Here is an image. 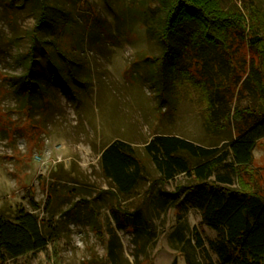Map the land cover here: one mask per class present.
Masks as SVG:
<instances>
[{"label": "rangeland", "instance_id": "1", "mask_svg": "<svg viewBox=\"0 0 264 264\" xmlns=\"http://www.w3.org/2000/svg\"><path fill=\"white\" fill-rule=\"evenodd\" d=\"M252 1L264 10V0ZM48 2L69 23L67 42L77 49L79 80L69 81L68 92L57 79L47 84L41 73L50 67L46 54L41 47L33 49L47 94L29 101L18 92L14 76L30 64L26 53L32 47L39 2L0 0V213L12 215L25 207L44 219L51 234L45 248L0 264H188V257L193 264H220L210 246L218 232L203 222L197 208L163 207L155 200L160 188L174 191L188 177L161 180L145 145L156 134H175L208 146L220 143L235 137L233 120L224 119L218 129L208 130L204 103L193 99V89L189 95L181 89L184 95L175 111L159 108L145 77L150 64H135L163 48L143 23V9L154 1ZM244 51L247 58L257 57L245 44ZM115 139L132 143L144 167L145 177L131 196L119 193L102 173L101 153ZM254 156L240 179L235 176L233 187L244 182L264 194V138ZM137 209L148 220L140 234L125 222L119 224L115 215Z\"/></svg>", "mask_w": 264, "mask_h": 264}, {"label": "trees", "instance_id": "2", "mask_svg": "<svg viewBox=\"0 0 264 264\" xmlns=\"http://www.w3.org/2000/svg\"><path fill=\"white\" fill-rule=\"evenodd\" d=\"M37 1L32 47L26 53L30 64L24 73L14 76L18 92L29 101L38 93L47 94L38 77L33 49L41 47L46 54L50 67L41 73L47 84L57 79L68 92L69 81L79 80L77 49L67 42L68 21L53 3ZM152 1L154 6L148 3L143 9V23L150 37H159L163 48L158 55L144 54L135 64H150L145 77L155 89L159 108L175 111L184 95L181 89L188 95L193 89L197 93L193 99L204 103L208 130L232 119L235 136L208 146L175 134H156L145 149L161 180L167 182L180 174L188 180L177 184L174 191L160 188L155 200L163 207L187 204L197 208L203 222L218 232L210 246L220 264H264V194L244 182L240 188L233 187L235 176L240 179V172L253 164L254 149L264 138L262 5L252 0ZM244 44L257 57L247 58ZM100 165L109 184L125 196L134 194L145 177L136 148L122 139L103 149ZM221 166L226 171H221ZM115 215L119 224L132 226L135 234L148 223L140 209ZM46 225L25 207H18L12 215L0 213V262L45 248L51 240ZM197 242L204 245L199 235ZM187 263L193 261L188 257Z\"/></svg>", "mask_w": 264, "mask_h": 264}]
</instances>
